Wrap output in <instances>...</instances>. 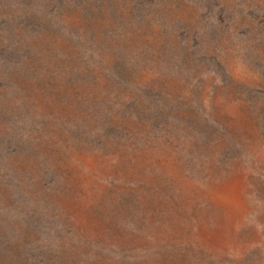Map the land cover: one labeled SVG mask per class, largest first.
Returning <instances> with one entry per match:
<instances>
[{
  "label": "rangeland",
  "instance_id": "1",
  "mask_svg": "<svg viewBox=\"0 0 264 264\" xmlns=\"http://www.w3.org/2000/svg\"><path fill=\"white\" fill-rule=\"evenodd\" d=\"M0 264H264V0H0Z\"/></svg>",
  "mask_w": 264,
  "mask_h": 264
}]
</instances>
